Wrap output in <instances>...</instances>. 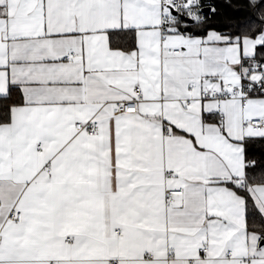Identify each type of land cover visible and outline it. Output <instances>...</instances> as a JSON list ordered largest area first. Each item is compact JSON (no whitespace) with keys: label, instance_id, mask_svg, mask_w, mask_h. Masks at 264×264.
<instances>
[{"label":"snow or ice","instance_id":"6c2138e0","mask_svg":"<svg viewBox=\"0 0 264 264\" xmlns=\"http://www.w3.org/2000/svg\"><path fill=\"white\" fill-rule=\"evenodd\" d=\"M0 264H264V0H0Z\"/></svg>","mask_w":264,"mask_h":264}]
</instances>
